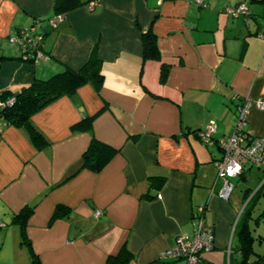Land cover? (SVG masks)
I'll list each match as a JSON object with an SVG mask.
<instances>
[{
  "label": "crops",
  "instance_id": "1",
  "mask_svg": "<svg viewBox=\"0 0 264 264\" xmlns=\"http://www.w3.org/2000/svg\"><path fill=\"white\" fill-rule=\"evenodd\" d=\"M53 2L0 0V92L77 70L94 48L103 85L97 93L84 84L31 116L49 141L42 149L23 127L0 116V221L6 224L0 228V264H33L13 219L24 208L32 210L25 231L39 264H105L123 245L132 254L129 264H185L161 255L178 236H193L200 204L214 232L213 249L202 253L205 264L240 261L237 231L244 224L254 251L264 253V233L250 228L264 197L253 199L264 182V163L245 165L231 182L249 184L233 188L228 199L217 195L221 181L215 182L214 164L220 140L235 129L241 101L264 98V1L89 0L58 14L42 39L41 58H20L9 38L36 20L44 27ZM240 2L252 15L225 11ZM148 30L159 59L143 57L142 33ZM162 64L168 67L164 79ZM92 115L91 131L73 129ZM209 122L217 130L205 144L197 131ZM244 128L264 137V110L251 106ZM92 136L116 149L98 172L77 169ZM150 176L164 177L158 191L149 186ZM58 205L68 213L52 220ZM259 216L264 207L256 223Z\"/></svg>",
  "mask_w": 264,
  "mask_h": 264
},
{
  "label": "trees",
  "instance_id": "2",
  "mask_svg": "<svg viewBox=\"0 0 264 264\" xmlns=\"http://www.w3.org/2000/svg\"><path fill=\"white\" fill-rule=\"evenodd\" d=\"M88 1L89 0H54L53 15L46 19L47 22L45 26H40V20H36L33 23L32 27L35 28L34 36H40L41 39H43V37L55 27L57 23L55 18L58 14L62 16L63 13L77 7L78 5L85 4ZM248 15H252V12L249 11ZM142 41L144 47L143 57L145 59H159L160 54L154 33L150 30L142 33ZM20 58H23L21 53ZM2 59L3 57H0V64ZM26 60L30 62L34 61L33 58H26ZM167 71V65L162 64L160 75L161 79L166 77ZM84 84H91L97 93L100 91L103 85L101 60L98 58L95 48L92 50L87 61L81 66V68L77 70L65 68L62 71L52 74L46 79L36 78L30 84L21 88L18 92H11L10 90L1 91V101L6 102L10 97H14V100L11 104H5L4 106L0 107V116L11 125L23 127L26 130L33 145L37 149H42L49 144V141L33 125L30 119L31 116L57 98L63 95L72 94L78 87ZM94 117L95 115L85 116L73 126V129L78 131H91ZM115 152V148L92 136L81 157V161L77 169L88 168L94 172H98L109 162ZM148 181L149 186L155 189V191H158L164 182V177L150 176ZM260 193H264V182H262L259 188L256 190L253 199L255 200L257 197L256 195L258 194L259 196ZM152 197L153 196L147 194V198ZM253 199L249 200L251 201V203H249L250 206H252L254 201ZM68 210L69 208L66 206L58 205L54 210L51 219L54 220L58 217L66 216ZM31 211V208H24L19 213L14 215L13 219L14 222L20 227L21 242L26 245L31 255L33 264H39L38 256L34 252L30 240L26 237L25 231L26 219ZM245 212L246 215L250 216V212ZM237 234L240 238L239 249L241 250L242 254L241 259L237 264H260L262 260H264V253L257 254L254 251L252 247L253 236L245 224L243 228L238 229ZM131 259L132 254L127 250L126 246L123 245L116 255H109L107 257L105 264H129Z\"/></svg>",
  "mask_w": 264,
  "mask_h": 264
},
{
  "label": "built area",
  "instance_id": "3",
  "mask_svg": "<svg viewBox=\"0 0 264 264\" xmlns=\"http://www.w3.org/2000/svg\"><path fill=\"white\" fill-rule=\"evenodd\" d=\"M195 1L197 4L204 2V0ZM225 11L234 17L240 14H249V8L244 2H240L234 7L226 6ZM60 18L61 16L58 15L55 20L58 21ZM34 34L35 28L32 27L19 30L9 38L11 43L19 47L24 60L33 58L36 61L42 57L40 51L42 39L40 36H34ZM261 34L264 35V31ZM13 100L14 97H10L6 102L0 100V107L11 104ZM251 106L264 110V98H258L254 101L243 99L237 107V122L233 133L219 142L221 156L214 164L216 168L215 182L221 181L217 195L222 199H228L234 188L231 179L240 176L245 165L260 166L264 163V137L252 136L244 128ZM216 130V124L209 122L197 131V136L203 143L210 144L213 142V134ZM204 210L205 205L200 204L193 213L192 221L195 226L193 236H178L175 243L161 255V258L167 260L184 259L185 264H205L202 253L213 249L214 232L213 228L205 223ZM94 214L100 215V210H96ZM5 225L4 222L0 221V228Z\"/></svg>",
  "mask_w": 264,
  "mask_h": 264
},
{
  "label": "rangeland",
  "instance_id": "4",
  "mask_svg": "<svg viewBox=\"0 0 264 264\" xmlns=\"http://www.w3.org/2000/svg\"><path fill=\"white\" fill-rule=\"evenodd\" d=\"M249 6L250 7H254V8L258 7L257 4L251 3V2H249ZM252 171H255V169L254 170L252 169ZM234 183H236V180H234ZM248 184L249 183H246V182L244 183L242 181L240 183H236V185L234 187V192L236 190H239V189L243 190L244 186H246ZM262 207H264V197H261L258 200V202H257V204H256V206L254 208V211L252 213L253 214V218L250 219V228L251 229H256L258 227L256 231H261V233H264V216H259V218L257 219V221H258L261 218L260 222H258L259 224L254 221V219L257 217V215L262 211ZM256 248L259 249V248H261V246L257 245Z\"/></svg>",
  "mask_w": 264,
  "mask_h": 264
}]
</instances>
